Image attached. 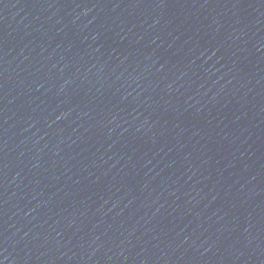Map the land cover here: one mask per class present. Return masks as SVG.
<instances>
[{
    "label": "water",
    "instance_id": "water-1",
    "mask_svg": "<svg viewBox=\"0 0 264 264\" xmlns=\"http://www.w3.org/2000/svg\"><path fill=\"white\" fill-rule=\"evenodd\" d=\"M0 264H264V0H0Z\"/></svg>",
    "mask_w": 264,
    "mask_h": 264
}]
</instances>
